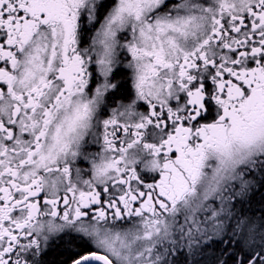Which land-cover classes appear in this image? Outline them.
Segmentation results:
<instances>
[{
  "label": "snow or ice",
  "instance_id": "snow-or-ice-1",
  "mask_svg": "<svg viewBox=\"0 0 264 264\" xmlns=\"http://www.w3.org/2000/svg\"><path fill=\"white\" fill-rule=\"evenodd\" d=\"M257 194L264 0H0V264H264Z\"/></svg>",
  "mask_w": 264,
  "mask_h": 264
},
{
  "label": "trees",
  "instance_id": "trees-1",
  "mask_svg": "<svg viewBox=\"0 0 264 264\" xmlns=\"http://www.w3.org/2000/svg\"><path fill=\"white\" fill-rule=\"evenodd\" d=\"M260 200H261V197L259 194H257L253 198L251 210H249L247 205H245L246 211H249V214H251V212H254L257 218L259 217L261 210H264V209H261ZM237 207H239V205ZM221 247H223V245H213L212 247L205 249V251L202 254H198L195 257H190L189 261H191L192 259H196L200 261V264H213L214 254L218 253ZM56 258H57V253H54L49 258L48 261H52Z\"/></svg>",
  "mask_w": 264,
  "mask_h": 264
},
{
  "label": "flooded vegetation",
  "instance_id": "flooded-vegetation-1",
  "mask_svg": "<svg viewBox=\"0 0 264 264\" xmlns=\"http://www.w3.org/2000/svg\"><path fill=\"white\" fill-rule=\"evenodd\" d=\"M58 243H60V242H59V241H56V240L52 241L53 248H52V250L49 252L48 256L45 258L47 261L49 260V258H50L54 253H57V252L60 250V248L63 247V245L60 244V248H57V244H58Z\"/></svg>",
  "mask_w": 264,
  "mask_h": 264
}]
</instances>
